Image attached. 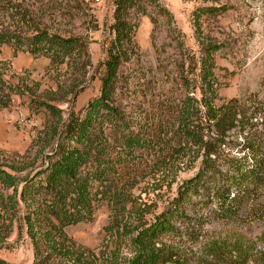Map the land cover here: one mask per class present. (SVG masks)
<instances>
[{"label": "rangeland", "instance_id": "1", "mask_svg": "<svg viewBox=\"0 0 264 264\" xmlns=\"http://www.w3.org/2000/svg\"><path fill=\"white\" fill-rule=\"evenodd\" d=\"M12 1L41 28L80 36L85 43L83 59L91 62L73 75L65 65L49 68L45 56L14 55L12 47H2L0 58L10 63L5 78L15 85L20 82L21 93L12 96L8 107H0V148L26 154L22 160L30 162L38 147L30 148L48 118L45 107L36 110L39 104L50 103L64 117L73 107L84 117L89 103L100 95L107 48L114 38L115 5L114 0ZM159 1L162 11L153 7L147 13L132 11L130 59L119 68L113 103L117 126L108 127L102 140L106 158L118 167L109 174L112 182L128 198L122 225L129 212L133 227L148 221L151 210L161 211L179 184L201 167V159L174 155L171 148L184 102L193 98L196 104L200 98L202 60L211 64L210 89L215 93L208 89V96L216 106L233 98L250 106L264 81V0ZM195 13L202 15L197 18ZM201 42L215 47L209 58ZM75 84L76 94L71 91ZM128 139L141 142L130 146ZM213 159L216 176L202 193L206 202L200 205L193 199L195 206L184 212L191 230L180 228L179 236L162 237L158 246L178 252L175 257L186 264H264V184L242 204L234 221L218 215L213 193L233 163L264 164V107L250 111L243 124L226 133ZM1 162L9 163L6 158ZM110 183L95 182L94 193L102 189L109 195L114 190ZM15 202L14 189L0 183V258L9 264H33V243L19 226L23 209ZM96 206L92 221L65 229L69 245L82 254L83 262L130 264L136 254L130 240L133 227L123 234L121 226L120 234H111L114 215L108 200H99ZM146 209L150 214H144Z\"/></svg>", "mask_w": 264, "mask_h": 264}, {"label": "trees", "instance_id": "2", "mask_svg": "<svg viewBox=\"0 0 264 264\" xmlns=\"http://www.w3.org/2000/svg\"><path fill=\"white\" fill-rule=\"evenodd\" d=\"M114 5V38L107 48L101 92L89 103L85 116H79L71 107L64 117L59 108L42 102L36 110L45 107L48 118L30 148L38 147L33 160L25 162L22 159L26 154H10L0 148V183L14 189L15 203L23 209L19 226L33 243V264H92L84 263L82 254L80 257L75 246L69 245L65 229L92 221L99 200L107 199L113 210L109 227L111 234H120L121 226L123 231L126 230L123 234L133 227L128 218L129 212L122 225L121 216L127 210L125 205L128 198L112 182L109 174L118 167L112 158H106L107 150L102 146V140L108 127L115 129L117 126L113 103L119 68L130 59L129 51L135 31L131 21L132 11L147 13L149 7L161 10L163 6L159 0H114ZM202 13L198 16L195 14L198 18ZM197 31H200V27ZM83 42L80 36H63L41 28L27 18V12L19 4H14L12 0H0V54L2 47L7 45L14 49V55L27 52L33 56H45L50 59L49 68L59 69L65 65L67 72L75 75L91 65L89 58L83 59ZM201 44L209 58L215 47L205 42ZM9 70L10 63L0 58L1 108L8 107L12 96L21 93L20 82L15 85L6 80L5 74ZM200 71L203 83L200 98L196 104L193 98L184 102L174 137L176 144L171 150L174 155L182 157L194 155L201 159V167L194 176L179 184L177 194L168 199L161 211L153 213L151 210L148 221L146 218L133 227L130 240L136 254L130 264H186L180 257H175L178 252L158 246L159 240L165 236H179L180 228L191 230L184 212L189 206H195L193 199H197L200 205L206 202L202 193L207 189L206 185L214 184L212 177L216 176L213 173L216 165L213 154L219 142L223 141L228 131L239 123L243 124L250 111L264 107V81L259 96L253 100L250 98V106L237 98L216 106L208 96L210 91L215 93L214 89H210V86L213 87L209 79L211 64L202 60ZM72 87L71 91L76 94L78 85ZM213 132L214 137L211 136ZM139 142L138 139H128L130 146ZM4 158L9 163H2ZM230 167L229 173L219 181L218 187H214L213 193L218 215L234 221L242 204L254 198L256 191L264 184V164L261 161L254 164L239 161ZM106 181L111 182L113 192L108 195L100 189L94 193L95 182L104 185ZM136 213L139 214V211ZM144 214H150V210L146 209ZM141 219L138 217V220ZM0 264L9 263L0 258Z\"/></svg>", "mask_w": 264, "mask_h": 264}, {"label": "built area", "instance_id": "3", "mask_svg": "<svg viewBox=\"0 0 264 264\" xmlns=\"http://www.w3.org/2000/svg\"><path fill=\"white\" fill-rule=\"evenodd\" d=\"M91 1L94 2V3L99 4V3H101L103 0H91Z\"/></svg>", "mask_w": 264, "mask_h": 264}]
</instances>
